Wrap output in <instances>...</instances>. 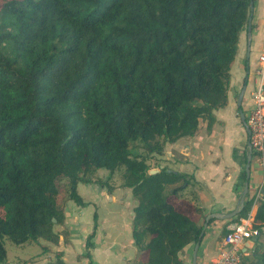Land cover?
<instances>
[{
    "label": "trees",
    "instance_id": "obj_1",
    "mask_svg": "<svg viewBox=\"0 0 264 264\" xmlns=\"http://www.w3.org/2000/svg\"><path fill=\"white\" fill-rule=\"evenodd\" d=\"M250 1L0 0V264L5 237L59 244L60 178L84 205L83 172L118 166L136 199L132 230L143 264H184L180 251L203 228L170 201L184 175L150 174L130 142L162 153L165 143L194 136L201 119L213 125L228 102ZM255 203L247 198L232 220ZM254 227L264 230V201ZM253 254L252 264H264V244ZM55 264H67L61 251Z\"/></svg>",
    "mask_w": 264,
    "mask_h": 264
},
{
    "label": "crops",
    "instance_id": "obj_2",
    "mask_svg": "<svg viewBox=\"0 0 264 264\" xmlns=\"http://www.w3.org/2000/svg\"><path fill=\"white\" fill-rule=\"evenodd\" d=\"M263 37L264 0H254L251 42L248 45V32L243 31L230 70L227 105L214 111L216 120L211 127L207 120L201 119L199 130L194 136L167 142L162 153H151L147 159L150 168H165L184 175L180 184L184 181L187 184L177 195L170 197V201L202 227L207 215L231 212L240 203L245 183L241 175L246 164L242 153L248 149V136L239 112L243 109L247 113L252 106V90L259 80L256 70ZM243 88L245 92L239 107L238 98ZM262 183L258 158L253 154L246 199L257 196V187ZM78 191L82 196L85 193L80 186ZM89 191L93 195L94 191ZM103 195L102 192H96V197L84 209L71 207L74 229L70 231L66 242L60 238L56 250L63 253L67 264H143L145 257L133 237L136 199L132 190L116 188L110 196ZM261 201L264 198L259 196L252 208L253 214ZM196 208L202 211L198 212ZM92 212L97 215L96 227L93 218H90ZM68 219L67 216L65 222L69 226ZM227 220L210 218L198 248L197 264H212L217 258ZM90 231L93 232L92 246L87 248L86 238ZM150 239L151 236H147L145 243ZM195 243L188 244L180 251L184 264H193ZM263 244L264 230L254 248ZM254 248L248 250L245 258L249 260L245 264L250 260L253 263L254 259L250 256Z\"/></svg>",
    "mask_w": 264,
    "mask_h": 264
},
{
    "label": "rangeland",
    "instance_id": "obj_3",
    "mask_svg": "<svg viewBox=\"0 0 264 264\" xmlns=\"http://www.w3.org/2000/svg\"><path fill=\"white\" fill-rule=\"evenodd\" d=\"M156 141L159 140H153L152 143H157ZM130 150L132 156H140L146 159H148L149 155L151 154L149 149L146 147L145 143L140 139H135L130 142ZM124 172H125L124 166H118L114 170L89 168L86 171H84L83 172L84 178L86 180H90V182L89 181L82 182L79 183L78 185V188L80 186L82 191L85 190L84 195L83 196L81 195L85 203L84 205H79L69 198V194H70L69 179L64 177L60 178L57 181V185L60 191L58 204L60 207L64 208L65 218L63 224L55 226V231L61 232L63 234L61 236L63 239L69 238L70 231L74 229L73 223L71 222L72 221L71 207L75 206L84 209L85 207L88 206L89 203H91V201H93L96 192H102L104 194L103 196L106 195L110 196V194L116 188H120V189L127 188L123 186L125 181ZM89 190L94 191L93 195ZM124 201L125 199L123 200V202ZM93 213L94 212L90 214V218H93L94 227H96L97 215H94ZM250 213L252 214L254 213L253 209L250 211ZM67 216L68 218H70V220L68 219L70 221L69 226L68 224L66 225L65 222ZM94 227H92L91 231L93 230ZM91 231L89 232L86 238L87 248H89L88 246L89 239L92 241L93 238V236L90 238V235L92 233ZM65 232L66 235L64 234ZM63 241H65V239ZM4 246L7 250V258L4 264H55L58 256V250L56 249L59 247V244H55L53 242L44 239H40L39 241L30 240L18 244L13 240H11L10 238L5 237ZM250 258L254 259L253 262L255 261L254 254H252ZM244 259L247 262L249 260V259L247 260L246 258ZM250 261L247 264H252V262Z\"/></svg>",
    "mask_w": 264,
    "mask_h": 264
},
{
    "label": "built area",
    "instance_id": "obj_4",
    "mask_svg": "<svg viewBox=\"0 0 264 264\" xmlns=\"http://www.w3.org/2000/svg\"><path fill=\"white\" fill-rule=\"evenodd\" d=\"M258 59L256 73L259 80L252 90V106L246 113V123L250 129L251 148L258 158L264 181V37ZM258 198V195L255 196L256 201ZM254 217L255 214L249 213L247 217L239 220L230 219L227 222L218 256L212 264H245L244 258L249 250L245 243L257 233Z\"/></svg>",
    "mask_w": 264,
    "mask_h": 264
},
{
    "label": "water",
    "instance_id": "obj_5",
    "mask_svg": "<svg viewBox=\"0 0 264 264\" xmlns=\"http://www.w3.org/2000/svg\"><path fill=\"white\" fill-rule=\"evenodd\" d=\"M253 10H254V0H251L250 1V14H249L248 25H247V32H248V38H249L248 45H250V42H251L250 39H251ZM244 92H245V88L242 89V91H241V93L239 95V98H238V106L239 107L241 106V102H242V99H243ZM239 114H240L241 121L244 124L245 129H246V133H247V136H248L247 145H248V149H249L248 154H247V161H246V164H245L246 180H245V183H244V189H243V193L241 195L240 203L231 212L224 213V214L211 213V214L206 216L205 223L203 225V228H202L201 234L199 236V239L195 243V248H194V251H193V264H197L198 248H199L201 239H202V237L204 235L205 228L207 227L210 218L213 217V218H217V219H224V220L228 219V220H230V219L236 217L241 212V210L243 209V207L245 205L246 196L248 195V192H249V176H250V166H251V159H252L253 151H252L251 144H250V141H249L250 129L247 126V123H246V113L243 111V109H240ZM159 171H160L159 168H150L148 170V172L150 174H155V173H157ZM257 195L264 198V183L258 185V187H257ZM262 231H263L262 229H258L257 233L251 239L246 241L245 246L247 248H249V249H253L258 237L262 234Z\"/></svg>",
    "mask_w": 264,
    "mask_h": 264
}]
</instances>
